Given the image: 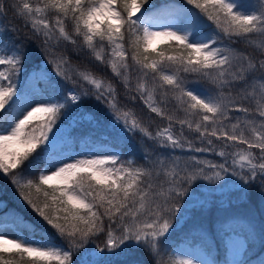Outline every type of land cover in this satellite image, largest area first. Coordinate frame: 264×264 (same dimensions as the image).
Instances as JSON below:
<instances>
[{
    "label": "snow or ice",
    "instance_id": "1",
    "mask_svg": "<svg viewBox=\"0 0 264 264\" xmlns=\"http://www.w3.org/2000/svg\"><path fill=\"white\" fill-rule=\"evenodd\" d=\"M148 3L149 0H0V26L9 14L23 21V27L32 32L25 39L42 35L48 46L45 51L51 57L47 63L55 66L54 75L42 71L30 90L23 92L17 84L23 69L21 48L12 41L0 40V51L5 53L12 44L11 55H0V173L11 174L25 201L61 237L67 238L69 245L68 249L52 243L33 245L22 236L8 238L0 234V264H73L74 251L101 235L104 245L100 253L120 255L141 248L158 254L173 228L180 201L190 195L195 181H222L231 169L232 176H239L249 186L259 179L264 192V49L257 58L231 46L252 44L257 35L264 39V0H252L248 8L240 0H186L222 35L204 33L199 16L191 13H185L179 21L157 26L144 8ZM49 12L53 14L51 20ZM68 20L72 22L71 35L66 30ZM7 31L19 34L20 28L10 23L0 36ZM54 37L55 43L50 44ZM74 37L82 40V47L74 48V53L86 49L97 62L110 68L129 92L135 93L131 100L140 99L151 113L167 120V126L153 135L133 112L118 107L111 84L105 88L102 81L75 69L67 55L56 53L60 39L77 45ZM225 39L230 43H224ZM73 72L95 87L96 99L107 103L120 132H139L165 149L212 152L224 162L214 163L195 155L181 158L158 154L153 158L146 152L143 158L147 164L134 166V161L123 162L113 152L70 158L72 162H62L51 174L42 171L38 183H21L16 170L41 145L46 153L49 149L55 152L50 137L53 126L61 110L81 100L71 89L66 94L58 92L60 82L55 77L71 81ZM181 73L204 80L209 87H189ZM45 95L47 100L31 106L37 96ZM170 102H174L175 112L166 111ZM4 112L8 115L4 116ZM16 112L22 118L14 115ZM177 112H182L183 118ZM37 114H43L45 119L38 129L30 130ZM174 124L180 126L179 134L174 132ZM185 126L203 147L195 146L185 135ZM214 141L221 142L218 152ZM32 188L42 193L43 206L33 201L31 192L23 191ZM171 264L196 261L178 257Z\"/></svg>",
    "mask_w": 264,
    "mask_h": 264
},
{
    "label": "trees",
    "instance_id": "2",
    "mask_svg": "<svg viewBox=\"0 0 264 264\" xmlns=\"http://www.w3.org/2000/svg\"><path fill=\"white\" fill-rule=\"evenodd\" d=\"M35 1L37 2V0ZM171 5L184 6L187 10L186 13L199 16L200 23L208 24L210 27H216L212 21L208 20L199 12V9H195L192 5H188L186 0H149V3L144 5V8L148 9L147 13H151L152 11L162 10ZM143 10L144 9H142V11ZM184 17L185 16H183V19ZM8 18H10L9 20L11 21V24L20 28V33L17 34L7 31L3 32V35L0 37L6 42H14L18 48H21L23 65L29 69H35L43 63L46 64L47 67L52 66L55 68L53 64L47 63L51 57L45 51L48 46L43 43V39L40 37L25 39V36H31L32 32L23 27V22L21 20L13 19L11 14H9ZM65 23L68 26L66 29L71 35L72 22L68 20ZM0 31H3L2 27H0ZM74 38L77 39V45H71L63 39H60L59 44L55 47V51L59 54L67 55L70 58V61L81 71L87 72L92 76L99 77L105 80V82L115 84L117 86L116 94L119 95L120 99H123V95L126 94V92L124 93L123 85L118 82L119 78L114 76L110 68L106 65L101 64V67L98 69L94 58L91 57L86 49L79 54L74 53V48L82 47L81 38ZM54 43L55 41L52 44ZM233 45L237 47L239 51L247 53L250 56H253L251 55L252 52L255 55H258L256 51L251 48V44L240 42ZM8 46V52L9 55H11L12 44L9 43ZM162 47H166V45H162ZM169 54L172 53L170 52ZM55 79L60 82L58 92L62 94L66 93L65 87H63L66 82H76H73V80L63 81L59 77ZM49 91L51 92V90ZM96 95L97 93H92L90 101H85L83 104H77L73 109L69 106L67 107L70 113L66 119L67 122L64 123L68 126L71 125L72 121L76 123L74 125L77 129V135L75 136L76 143L79 139H81L90 142L94 146L108 145L120 152L121 161L126 162L128 160H132L135 162L134 166L146 165L147 161H145L143 157L146 152L149 153L148 148L151 142L149 140H145L142 144L136 142L135 145L132 139L127 137L123 132H120L119 128L113 124L114 119L109 127V118L106 116V113L110 110V108L103 99L97 100ZM57 99H59L60 102H63L60 96H57ZM131 101L133 100L130 99V102ZM126 102H128L127 99ZM172 107H174V105ZM3 115L6 116L5 113H3ZM83 115H92V118L97 120V122L101 124V127L88 128V125L81 120ZM76 117H80V119ZM88 131H90V134ZM78 146L79 143L77 144V147ZM42 155L43 149L42 147H38L29 159L16 170V175H29L30 171L40 167L42 163ZM38 178V175H33L26 179L23 183H26L28 180H32L34 184H36L38 183ZM259 185V179L254 181L251 186L247 185L248 190L246 195L242 196L243 200L238 199L232 201L226 206L212 203L202 209L198 208L193 211V214L186 219L187 221L184 222L181 227L174 229L172 233L167 236L166 244L158 254H150L145 249L133 248L124 254L117 255L116 258L113 256L107 258L103 264H171V261L174 260L171 255V250L178 243L188 240L194 242H205L206 238L213 240L212 247L217 246L219 248L218 252L222 253L225 250L223 237L231 233L243 236L248 244V256L251 255L257 259L264 251V208H262L261 205V202H263L264 192H262ZM21 191V188L17 184L13 183L11 174L5 175L0 173L1 201L7 203V209L6 211H3V213L7 214V212L11 211L17 217L21 218L27 225L26 234L32 233L34 237L48 239L64 244L65 238L61 237L57 229L49 225L42 217L39 216L38 213L33 210V208L21 195ZM23 191L25 193L31 192V198L33 201L38 203L40 206H43L44 198L42 193H37L35 188L23 189ZM99 211L102 212L103 209H99ZM49 214L51 215V213ZM61 215L63 214L61 213ZM34 220L43 221L35 222ZM60 222L63 223V221ZM105 224H107L106 219ZM32 234L29 236H32ZM90 244H94L95 250L99 252V248L104 245V236L101 235L99 237H94L93 241L91 238ZM24 264H27V262L25 261Z\"/></svg>",
    "mask_w": 264,
    "mask_h": 264
},
{
    "label": "rangeland",
    "instance_id": "3",
    "mask_svg": "<svg viewBox=\"0 0 264 264\" xmlns=\"http://www.w3.org/2000/svg\"><path fill=\"white\" fill-rule=\"evenodd\" d=\"M33 3H36V1H31ZM252 0H240V3L245 6V8H248ZM186 12L185 8L178 7V6H172L167 10L159 11L157 13H154L150 15L157 26H162L166 23H169L173 20L179 21V16L182 14L184 15ZM139 15V13L137 14ZM8 18L7 20L3 21L2 28L8 27V25L11 23V21ZM203 23L199 24L200 29L208 34V35H222L219 33V30L216 27H213L209 29V31H205L203 26ZM68 26L66 25V28ZM30 32L31 29L27 28ZM58 35V34H57ZM43 40L44 37L40 36ZM55 39V37H54ZM54 39L52 42H54ZM254 42L251 44V48L256 51L258 55H255L253 52L251 55L257 56V58L260 57V52L262 49H264V39L261 37L254 36L253 37ZM224 43H230L226 39L224 40ZM234 47V45H231ZM236 48V47H234ZM238 51L239 49L236 48ZM242 52V51H241ZM59 54L58 52H56ZM0 55H2V51H0ZM9 55V52H8ZM72 65V64H71ZM73 66V65H72ZM74 67V66H73ZM77 69L76 67H74ZM44 70H47L48 73L54 75L55 68L54 67H47L46 64H40L39 67L35 69H29L25 65H23L22 72L20 73L19 79L17 80V84L21 91L28 92L30 90V86L33 85L36 81V79L40 76V73ZM80 71V70H79ZM182 76L185 77L189 87H197V88H208L209 84L205 82L204 80H197L196 77L183 74ZM259 75V73H257ZM58 78V77H55ZM72 78H78L80 80L69 83L66 82L63 87L66 89V93L71 89L75 91L78 95L81 96V100L79 102L83 104L85 101H90V98L92 97V93H97V90L94 86L88 84L87 82L83 81L82 78H80L78 75H76L75 72L72 73ZM102 81V84L106 88L108 84L111 83H105L104 80ZM120 84H122L121 79L119 78L118 81ZM133 85H135V75L133 76L132 80ZM113 88L117 89V86L115 84H111ZM123 85V84H122ZM124 98L128 100L126 102V99H120L119 95L116 93V101L118 104V107L122 110H130L134 113L137 119L143 124V126L147 127L149 131L154 135L155 132L159 129H162L167 126L168 121L165 119H161L160 117L156 116L154 113H151L147 107L142 103L140 99H136L135 101L130 102V97L132 95H135L134 92H129L124 86H123ZM103 91V89H101ZM65 93V94H66ZM87 93V94H85ZM171 95V93H169ZM121 97V96H120ZM47 100L46 96H37L36 100L33 101V104L31 106H36L37 103ZM77 105V104H76ZM76 105H69L70 108H74ZM173 104L170 102L168 104V109L166 108V111L168 112H175V108L172 107ZM254 106V105H253ZM29 110V109H22V111ZM9 111H12L9 109ZM6 116L8 115V112H4ZM70 111L67 109L62 110V112L59 114V118L57 119L56 124L53 126V131L50 133V137L52 140V144L55 146V152H53L52 149H49V151L46 153L45 156V166L40 171V173L43 171L45 174H51L52 171L56 169V167L60 166L62 162H72L70 158H84V157H94V156H104L109 155L115 152L118 154L115 150L111 148H91L88 145L81 144L79 148L75 146V150H73V144L69 141H73L74 137L77 135V129L74 127L76 124L74 121L71 122V125L68 126L63 121L68 118ZM14 115L18 116L19 118H22L20 115V112L14 113ZM176 115L183 118L182 112H177ZM235 115H242V114H233ZM106 116L109 118L108 126H111L113 117L112 112L109 110L106 113ZM79 118L80 117H76ZM45 119L43 114H37V117L34 119L32 125H30V130L32 127L39 128V125L41 122ZM81 120L88 125L89 127H96L100 128L101 124L97 122V120L92 119L88 115H83L81 117ZM113 124L115 125V121H113ZM180 126L178 124H174V132L176 134H179ZM90 134V131H88ZM185 135L194 141L195 146L203 147L199 140H196V134L194 132H191L187 129L185 126L184 128ZM127 137L132 139L134 144L137 143L142 144L143 141L149 140L146 137H144L141 133H124ZM77 139V138H76ZM67 140V142L65 141ZM78 140V139H77ZM64 141V142H63ZM151 144L149 145V154L155 158L156 155H163L165 157L167 156H180L181 158H187L189 156L195 155L202 159H208L213 161L214 163H223V158L219 157L218 155L212 153V152H206V153H199V152H189L187 149L185 150H172V149H165L158 146V144L155 141L149 140ZM79 142H84L83 140L79 139ZM218 147L217 152L220 150L221 142L214 141ZM240 147L246 148V146L241 145ZM42 149L45 150V146L42 145ZM67 149V150H66ZM253 152H258V150L253 149ZM55 161V163H53ZM229 164H231V159L228 161ZM237 172H240L241 169L237 166L236 168ZM39 173V175H40ZM231 169L229 170V174L225 176V179L218 182H209L206 180H197L193 183V185L190 187L189 192L190 195L185 196L180 201V211L176 214V217L173 220V227L178 228L181 226L186 220L190 214L191 209L194 208H203L207 204H209L212 200H214V203L216 204H225L228 205L232 201H234V195H237L238 197H241L246 195L247 192V185L241 179L239 176H232ZM264 197V194H263ZM219 201V202H217ZM23 202V201H22ZM5 207L4 204H0V211ZM12 214V212H9L8 214H3L0 212V220L2 222L7 220H15L10 221L8 223H0V234L6 235L8 238H16L17 236H22L23 238L27 239L29 242H31L33 245H41L46 243H52L55 244L63 249H68V240L65 238L64 244L61 243H54L48 240H43L38 237L28 236L26 235V223L21 221L20 218H16L14 215L9 216ZM35 222H40L43 220H34ZM45 222V221H44ZM173 229V228H172ZM172 231V230H171ZM94 240V237L92 238V241ZM224 242L226 243L225 250H226V260H223L221 255H219V252L217 248L212 247V240L207 239L206 242H195L193 243L190 241V243H182L181 245L177 246L173 253L175 258L178 257H184L188 259H193L196 261V264H211V262H215V264H264V260L261 261H250L247 262L244 259V254L247 249V244L245 240L239 236L236 235H230L225 238ZM94 247V244H90V241L88 244H86L83 248L79 249L78 251H74L73 253V264H90V262H97V261H103L105 263V260L111 256L114 258L117 257V255H112L109 252L105 253H98L95 250H91V248ZM212 248V249H208Z\"/></svg>",
    "mask_w": 264,
    "mask_h": 264
},
{
    "label": "bare ground",
    "instance_id": "4",
    "mask_svg": "<svg viewBox=\"0 0 264 264\" xmlns=\"http://www.w3.org/2000/svg\"><path fill=\"white\" fill-rule=\"evenodd\" d=\"M234 195V197H236L237 199H239V200H243L241 197H238L237 195H235V194H233ZM217 202H219V201H217Z\"/></svg>",
    "mask_w": 264,
    "mask_h": 264
}]
</instances>
